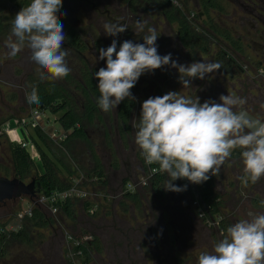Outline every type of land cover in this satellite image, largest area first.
<instances>
[{
    "label": "flooded vegetation",
    "instance_id": "1",
    "mask_svg": "<svg viewBox=\"0 0 264 264\" xmlns=\"http://www.w3.org/2000/svg\"><path fill=\"white\" fill-rule=\"evenodd\" d=\"M162 3H168L171 15H176L178 11L182 12L193 34L203 38V44L206 45L204 49H208L207 52L202 50L199 46L200 44H190L182 41L179 24L170 23L168 17L163 12V8L161 7ZM190 3L193 4L194 9L199 10V18L207 19L205 23L199 25L196 23L195 17H191L192 9ZM0 10H3V14L6 10H10L12 15L18 13V9L13 3L5 0L2 3L0 2ZM57 15L60 16V22L63 24V30L66 36L62 47L68 50V55L78 60L76 64H67L71 70L70 74L76 81L84 85L86 89L88 88L84 81L85 75L90 74L98 85L95 72L99 71L102 67H106V61L99 60V51L96 49L95 39L93 38L94 33L93 35L89 33L85 37L82 31L83 29H80L82 22L78 20H87L88 27L91 28L93 25H96V27L98 25L95 28L98 29L100 34L105 32L104 25L106 23L127 24V30L122 34H118L115 38V40L119 39L122 43L126 40H130L133 43H143V33L140 36L135 34V22L137 20L147 21L148 26L156 29L158 35L156 45L159 55L164 56L171 53L173 60L184 65H189L194 61L216 62L221 65L219 70L210 74L204 80L194 79L190 89H183L179 82L177 70L169 66L147 73L146 77L138 79L139 86L147 85V87L143 88V92H146L147 99L149 97L163 96L170 91H174L180 92L181 95L198 96L201 103L206 100H214L219 103V97L221 95L229 94L243 98L245 100V104L243 105L244 110L264 122L262 116L264 115V0H185V2L182 0H151V2L146 0H62V7ZM157 15L160 18L157 21H153L152 16ZM71 36L77 38L73 43L69 40L72 39L70 38ZM88 38L94 44L93 49L90 47ZM214 44L221 45L222 47L221 51L217 52V54L212 53ZM107 47L106 44L105 49ZM246 48H250L253 51L257 59L256 62L248 57ZM86 49L89 50L90 57L85 54L84 51ZM118 50L119 47L117 46ZM21 53L25 57V60L23 63L18 64L15 62V59H3L0 52V118L16 111L15 105H11L5 97L7 88L12 89V92L18 96L19 103H22L21 106H26V100L24 101L25 95L22 91L24 89L27 96L28 87L26 84L31 77L34 62L30 59V50L22 51ZM97 61H99L98 64H96ZM81 63L85 64L83 65ZM20 71H22L21 74ZM229 72L231 84L227 87L223 85L222 80H224ZM247 73H252L253 79L250 76L245 78ZM236 77L237 81L235 80V82L234 79ZM63 81L64 78L58 83H62ZM257 82H261L263 88L262 90H258V94L260 93L258 96H253L251 92L255 89L254 83ZM70 92L75 97L77 103L83 108V102L80 101L81 92L76 87L75 89H70ZM242 92L244 93L242 94ZM135 95L132 96L135 98L134 101H136L137 106L129 113L128 117L124 116L123 119L119 115L122 102L114 114L115 124L119 126L115 130L114 141L118 152L124 150V155L130 147L131 157L134 160L141 161L140 166L144 168L142 164L144 160H141L140 149L135 143L136 129L132 124L134 112L140 110L139 97L137 93ZM99 112L102 118H104L101 108ZM2 119L0 123L2 122L3 124L0 127V131L6 133L5 129L10 125V121L16 119L5 122ZM96 124H100V121H97ZM108 133L111 135L110 131ZM118 152L116 150V154ZM109 155H111V152L110 154L108 153ZM125 159L124 157V162ZM231 175L238 177L237 186L243 183L241 179L243 176V162L239 150L235 151L225 164L221 166L220 172L217 175L219 179L218 185L223 192L226 190V187L231 188V186L228 183L225 187L221 181H228ZM167 181L168 178L163 187L164 191H162L166 194L165 197L161 193L157 196L154 194V201L151 199L150 194L147 197L151 200L153 204L151 205L160 209L159 211L164 213V216L168 213L175 220V216L180 215L181 234L176 235L174 241L168 237L169 244H166L163 240L164 236L162 235L161 228L153 230L151 235L153 234L152 239L156 241V251L151 255L142 246L144 239L141 241L137 238L135 241H132L126 236L123 230H120V233L125 239L130 241L127 247L126 257L124 256L123 258L121 256L122 254L117 253L116 264H143L144 261L150 260V256L151 258L154 257L156 264H189L188 261L185 262L178 258V254L187 250L185 248L186 245L195 244L196 249L205 246L209 249L214 248L215 245L213 242L216 240L213 237H217L226 227L227 217L223 205L227 202L228 196H221L216 201V212L215 208L213 210L203 202L196 184H192L187 180H180L178 187L187 185V189L186 191L175 192L171 198L164 189ZM151 185L152 182H149L146 187L140 190H144ZM252 185V190L264 195V177ZM219 194L217 191V195ZM17 202L9 201L0 204V220L15 217L16 213L14 212L13 205ZM241 207L242 205L239 201L231 206L230 209L232 212L228 216L233 217L234 220L229 221L228 224H235L241 219L248 218V212L264 214V206H257L255 211H247V207L240 209ZM111 210L114 216L118 215L127 222L132 221L133 215L128 217L124 213L123 217L121 212H116L115 206H112ZM201 210L204 211L203 214H201ZM26 254V252L14 254L11 261H5L4 264L20 263L19 261ZM25 263L32 264V262ZM77 263L79 262L77 261ZM77 263L75 262V264ZM108 264L112 263L110 262Z\"/></svg>",
    "mask_w": 264,
    "mask_h": 264
},
{
    "label": "clouds",
    "instance_id": "2",
    "mask_svg": "<svg viewBox=\"0 0 264 264\" xmlns=\"http://www.w3.org/2000/svg\"><path fill=\"white\" fill-rule=\"evenodd\" d=\"M61 7L62 0H30L14 17L6 42L10 57L27 45L41 79H63L71 71L65 62L68 50L62 48L66 36L57 15ZM127 28L121 23L104 25L111 37ZM135 29L137 36L143 33V43L126 40L117 51L113 39L106 49H99V60L106 61V67L95 72L100 93L97 104L104 112L116 109L125 99L134 100L131 89L146 73L169 66L177 70L183 89H190L194 79L204 80L221 67L203 61L179 64L171 53L158 54L156 29L147 21L137 20ZM26 100L30 105L40 103L36 87ZM219 101L201 103L198 96L170 91L142 103L139 122H132L135 143L147 165H158L167 174L166 191H186L187 185L173 184L176 180L199 185L217 176L237 150L243 162L241 179L255 184L264 177V122L244 110L241 97L221 95ZM247 217L228 227L211 253L199 255L198 264H264V214L248 212Z\"/></svg>",
    "mask_w": 264,
    "mask_h": 264
},
{
    "label": "trees",
    "instance_id": "3",
    "mask_svg": "<svg viewBox=\"0 0 264 264\" xmlns=\"http://www.w3.org/2000/svg\"><path fill=\"white\" fill-rule=\"evenodd\" d=\"M5 1L13 3L17 7L18 12L22 7H25L30 3V0ZM146 1L151 2V0ZM161 7L170 23L179 24L181 39L184 43L200 44L199 46L202 50L206 52L208 51V49H204L206 45L203 44V38L199 35L193 34L191 27L182 12L178 11L176 15H171L168 3H162ZM15 16L16 14H14L13 17H6L3 15V10H0V34H4L7 30L12 28V26L8 25V21L14 19ZM70 38H72L69 39L71 43L77 40L75 36H71ZM21 73L22 71H20V74ZM84 81L88 89L76 81L69 73L62 83L35 79L31 76L28 82L29 85H26L28 87V93L31 92L33 87H36L40 97V103L38 105H30L26 100L27 108L30 110L40 109L43 111H49L53 115L61 113L58 123L62 132L66 135V139L61 142L53 139L52 141L67 155L69 154L68 151L70 145L73 142H83L88 148L86 152L90 164L88 170L85 172L79 167V165L74 163L73 171L68 173V177L66 176L65 178H62L58 173L56 162H54L39 147L36 140L31 137L42 155L41 162L44 172L38 176V181L41 183L40 192L42 194L49 195L55 190L62 191L68 189L71 185V180L82 174L85 176V185L89 184L101 192L107 191L111 194H118L117 191L120 186L123 184L125 185L130 181V178L127 176L121 181L116 189H109V180L105 167L101 159L97 156L87 133L88 126L95 125L97 121L102 120V116L99 112L100 107L97 104L100 93L96 82L90 74L85 75ZM75 87L81 92L80 101L83 102V108L77 103L75 97L70 92V89H75ZM136 106L137 103L134 100L125 99L122 101V108L119 113L120 117L123 119L124 116L128 117L129 113L135 109ZM22 110H24V108H22ZM12 118L14 117H10V119ZM34 130L37 136L45 132L41 128ZM142 164L144 170H146L147 167L145 161H142ZM11 165L15 177L22 181L28 180L32 176V172L35 168L31 153L19 144H12L11 146ZM152 167H158V165L154 164ZM1 173L0 170V175ZM167 178V174H158L151 181L152 185L150 187H147L144 190H139L135 193L122 195V197L119 198L117 205L122 207L124 211H130L132 213L133 217L131 222L124 221V219L118 215L114 216L111 209L101 213V215L98 211L90 216L87 213L90 205L88 202L81 203L80 201L67 200L63 204H60L61 213L59 218L49 216L46 211L39 207L34 208L31 217L26 216L23 220H19V227L17 230L6 231L4 229L7 228L6 225L0 226V259L5 257L6 245L13 240L21 244L33 243V253L26 254L27 256L25 255L22 260L19 261L20 263L17 264H27L25 262H32V264H75L64 258L66 253L65 232H67V229H70V226H64L65 220L72 222V231H75L80 227L79 230L82 234L74 235L73 238L75 240L82 241L85 237L89 238L87 241L80 243L78 247L74 248V252L77 254L76 260L79 262L77 263L76 261L77 264H95L93 256L101 255L104 251H108V249H110L111 255L115 256L118 249H120L119 239L122 235L120 230H123L126 236L132 241H135L137 238L141 241L144 239V241H142V246L147 249L146 251L149 254L153 255L156 251V241L152 239L153 234L151 235V233L153 230H157L161 228V226L163 227L161 222L164 220V213L159 211L160 209H157V207L155 208L152 206L153 204L147 195L156 194L157 196L161 193L163 194V197H165V194L162 191H164L163 187ZM216 178H218V176H211L206 182L196 185L203 202L213 210L215 208L217 212L216 201L220 196L217 195L216 186L219 183V179L216 180ZM232 183H229L230 186L233 185ZM78 207H81L83 210L81 215H77L76 208ZM175 217V220L173 217L174 228L176 229V234L178 236L182 232L181 217L180 215H176ZM39 229L49 230L50 233L49 235H46L38 232L37 239L35 233H37ZM162 235L164 236V242L169 244L167 234L163 232ZM114 261L116 263L117 255L114 258ZM146 262H148V260L144 261L143 264H146ZM153 262V264H156L154 257Z\"/></svg>",
    "mask_w": 264,
    "mask_h": 264
},
{
    "label": "rangeland",
    "instance_id": "4",
    "mask_svg": "<svg viewBox=\"0 0 264 264\" xmlns=\"http://www.w3.org/2000/svg\"><path fill=\"white\" fill-rule=\"evenodd\" d=\"M3 0H0V2L2 3ZM185 2V0H182ZM187 1V0H186ZM191 4V9H192V15L191 17H195L196 23L201 25L202 23H205L207 21V19L205 18H199V10L198 9H194L193 8V4ZM4 16H8V17H13V15L11 14L10 10H6L3 14ZM160 18V16H152V20L153 21H157ZM14 19H11L8 21V25L12 26V22ZM80 22H82V25L80 27V29H83L82 31L84 32V36L87 37L89 33H94L93 38L95 39V44H96V49L97 51H99V49L110 46L113 39H115L116 37H111L105 34V32L103 34H100L98 32V29H96L98 27H96V25H93L92 28L88 27V21L87 20H83L80 19L78 20ZM96 27V28H95ZM10 28V27H9ZM11 29L7 30L4 34H0V52L1 55L3 57V59H15V62H17L18 64L23 63V61L25 60V57L22 56L21 52L22 51H29L27 45H25L24 49L18 53L15 57H10L8 55V48L6 46V42L9 38V36L12 34L11 33ZM64 32V30H63ZM13 39H15L13 37ZM90 47L93 49L94 48V44L91 41L90 38H88ZM117 41V46L120 47V45L122 44V41H120L119 39L116 40ZM63 48V47H62ZM222 47L221 45H217L214 44L212 47V53L213 54H217V52L221 51ZM95 51V50H93ZM86 55H88V57H90L89 55V50L86 49V51H84ZM246 54L248 55V57L251 58L252 61L256 62L257 59L255 58V54L253 53V51L250 48H246ZM65 62L66 64H76L78 62L77 59H74L72 56L67 55L65 58ZM99 61L96 62V64H98ZM81 64H85V63H81ZM37 66L33 63L32 65V74L31 76L35 79H41L40 73L37 72L36 70ZM30 73V71H29ZM147 76V73L142 75L140 78H144ZM251 79H253V75L252 73H247L245 78L249 77ZM244 78V77H243ZM48 80V79H43ZM62 79H57L54 80L55 82H61ZM237 81V77L236 79H234V81ZM52 81V80H49ZM223 85L229 87L231 84L230 81V72L226 75V77L224 78V80H222ZM235 81V82H236ZM26 85H29V83H27ZM255 85V89L252 90L251 94L253 96H258V90H262L263 85L261 82H257L254 83ZM147 87V85H141L139 86V81H137L136 85L131 89V93L132 95H135L136 93L138 94V102L140 103V110H136L134 112V119L136 120V122H139V116L141 113V108H142V103L147 100L146 98V92H143V88ZM137 92H136V91ZM23 94L25 95V99L26 100V91L23 89ZM244 92H242L243 94ZM6 99L10 102L11 105H15L16 107V111L12 114H6L5 116H3L2 118H0L4 121L6 120H11L10 117H14L12 119H16V120H20L24 117H27L30 114V109H27V107L21 106L22 103H19V99L18 96L16 94H14L12 92V89H6ZM136 96V95H135ZM119 106V105H118ZM118 106L116 109L110 110L108 112H104L103 111V117L102 120L100 121V124H95V125H91L87 127V133L90 137V141L91 144L97 154V156L101 159L106 173H107V177L109 180V189H116L121 181L130 175H136V176H140L143 172V168L140 166L141 161L138 160H134L131 157V149L130 147L127 149L126 154L124 155V150L123 151H119L116 147L115 141H114V137H115V130L116 127H119L115 124V112H117ZM22 108H24V110H22ZM22 110V111H21ZM61 113L57 114V115H53L50 112H46L43 120L45 123V132H43L41 135L36 134L35 130L32 129L31 127H29L28 129H26L24 126L21 125H17L16 123L12 122L11 128H16V130L18 131V133L20 134L22 140H24L23 142L29 143L30 144V151H33L32 149H36L35 154L33 153V155L31 154V158L34 160V164H35V168L32 172V176L26 180V183H30L33 179H38V176H40L41 174H43L44 170H43V165L41 162V152L39 151V148L37 147V145L35 144V142L32 141L33 137L36 142L38 143L39 147L57 164V168H58V173L60 175V177L65 178L67 175H69L68 173L71 171H73V164H77L79 165V167L81 169H83L85 172L86 170H88L90 164L88 162V156L86 155V152L88 150L87 145L83 142H73L70 145V149H69V154L67 155L64 151H62V149L56 145L52 139H53V135L54 134H58V135H63V132L59 126L58 123V119L60 118ZM264 118V115H262ZM57 121V122H56ZM3 123H0V127ZM110 128V129H109ZM8 129V128H7ZM1 130V129H0ZM111 132L110 133L108 132ZM104 135V137H103ZM14 139L15 137H11L9 136L7 133H2L0 131V170H1V175L3 176H7L8 178H14V171H13V167L11 165V146L14 143ZM55 141L61 142L59 139H56ZM18 143V142H17ZM20 145V144H19ZM103 145V147H102ZM116 150L118 152V154H116ZM111 155L108 156V153ZM140 156L141 153H140ZM124 157L125 162H124ZM144 160L143 156L142 159ZM127 164V165H126ZM231 169V167H230ZM83 171V172H84ZM84 172V173H85ZM68 177V176H67ZM71 178V177H70ZM129 178V177H128ZM131 179V177H130ZM218 178H216L217 180ZM238 177L237 176H233L231 175V177L229 178L228 181H221L223 182V185L226 187V185L228 183H232L233 185L231 186V188L226 187V190L223 192L221 190V187L219 185L216 186V190L218 191V193H220V197L221 196H228L227 198V202L224 203V210H225V215L227 217V223H226V227L224 228V230L222 231V233H219V235H217V237H213V239H215L216 241L213 242L214 245L216 243H218L224 235H226L227 232V228L230 227L231 225H233V223H229V221H233V217H229L228 215L231 214V206H233L237 201H239L242 205V207L240 209H243V207H247V211H255V209L257 208V206H264L262 205V202H264V195H262L261 193H256L254 190H252V183L249 181L247 183H245L244 181H242L243 183L239 186L238 183ZM180 183V180H176L173 182V184L175 186L178 187V184ZM237 186V187H236ZM92 190H94L95 188L93 186H89ZM166 187V186H165ZM96 191H99L96 189ZM103 192V191H102ZM106 194H111L107 191H104L103 193ZM175 192H170L167 191V195H169L171 198L173 197ZM151 199L154 200V195L150 194ZM166 195V194H165ZM118 197L116 198L115 201L109 200L108 198H103L101 201V207L99 208V214L101 215V213L105 212V211H109L111 209L112 206H115V210L116 212H121L123 214L124 217V213L126 216L131 217L132 213L130 211H124L122 207L117 205V201H119ZM100 201V202H101ZM106 204H108V206H106ZM250 204H252V206H250ZM14 208V212L16 213V216L14 218H10V219H1L0 220V226L6 225L7 228H4L6 231H11L12 229L17 230L19 227V219H18V214L20 212H24V210H26L28 208V202L25 198L18 200L17 203H15L13 205ZM76 212L77 215H81L83 210L81 207L76 208ZM14 213V214H15ZM49 215V213H48ZM237 215V214H236ZM50 216V215H49ZM60 217V216H59ZM58 217V218H59ZM244 218V217H243ZM245 219V218H244ZM65 227L66 226H70V229H67V232L72 235L74 237V235H79L82 234L80 233V227H78L79 229H76L75 231L71 230V225L72 222L69 220H65ZM62 223V222H61ZM161 224H163V227L161 226V230L167 234L168 237H170L171 240L174 241V237L177 235L176 234V229L174 228V221H173V217H171L168 213L165 214L164 216V220L163 222H161ZM66 229V228H65ZM38 232L41 234H46L49 235L50 231L48 230H44V229H39L37 231V233H35V237H37L38 239ZM74 233V234H73ZM157 236V234H156ZM130 241V240H129ZM129 241H127L125 239V237L123 235H121V238L119 239V246L121 249H118V252L121 256L126 257V253H127V247L129 244ZM32 247H33V243H27V244H21L19 242L16 241H10L7 245H6V255L4 258L0 259V264H4L5 261L9 262L11 261V259L14 257V254H18V253H22V252H26L27 254L29 253H33L32 252ZM191 247V248H190ZM66 248V247H65ZM187 250L178 254V258L180 260H184L185 262L188 261L189 264H198V257L201 253H211L213 251L214 248L209 249L207 246L200 248V249H196V245L195 244H189L186 245L185 247ZM193 249V250H192ZM65 255L64 258L66 260L71 261L67 256V249L65 250ZM147 252V251H146ZM117 255V254H116ZM116 255H111L110 253V249H108V251H104V253H102L101 255H94V263L95 264H108V263H112V264H116L114 261V258L116 257ZM149 264H153V258H151L150 256V260H148Z\"/></svg>",
    "mask_w": 264,
    "mask_h": 264
},
{
    "label": "built area",
    "instance_id": "5",
    "mask_svg": "<svg viewBox=\"0 0 264 264\" xmlns=\"http://www.w3.org/2000/svg\"><path fill=\"white\" fill-rule=\"evenodd\" d=\"M46 112L49 111H43L40 109L32 110L31 113L22 119L19 120V125L24 126L26 129L31 127L32 129L41 128L45 130V123L43 120V117ZM57 122V121H56ZM59 139L60 141H64L66 139V135L63 133V135L54 134L53 140ZM17 144L22 145L24 148H26L32 155L33 151H30V144L26 142H18ZM33 150V149H32ZM146 164V163H145ZM147 169L144 170L140 176H137L135 178H131L128 183L125 185H121L118 189V194H106L101 191H96V189L92 190L88 185H85V176L82 174L79 177H75L71 180V185L68 189L65 190H55L49 195L42 194L41 192L38 194L37 199H35V202L32 203L31 201L27 200L28 202V208L24 210V212H20L18 214V219L23 220L26 216L31 217L32 212L34 208H41L47 213H49L52 217H59L61 213V206L60 204H63L67 200L71 201H80L82 202H88L89 208L87 210V213L92 216L95 213L98 212L100 205L102 203L103 198H108L109 200L115 201L116 198L122 197V195L128 194V193H135L138 192L141 188L146 187L149 182L153 180V178L158 174H166L162 173L158 170V167H152L146 164ZM101 201V202H100ZM108 206V204H106ZM201 214H203L204 211H200ZM209 221H211L209 219ZM15 230V229H12ZM89 238L85 237L82 239V241H77L73 238L72 235H70L68 232H65V240H66V249H67V256L68 258L75 263L77 254L74 252V248L78 247L80 243L87 241Z\"/></svg>",
    "mask_w": 264,
    "mask_h": 264
},
{
    "label": "water",
    "instance_id": "6",
    "mask_svg": "<svg viewBox=\"0 0 264 264\" xmlns=\"http://www.w3.org/2000/svg\"><path fill=\"white\" fill-rule=\"evenodd\" d=\"M252 117L259 120L254 116ZM15 123L19 125V120L15 121ZM14 145L17 144L15 143ZM35 152L36 149L34 148L33 153L35 154ZM128 177L130 178V174ZM40 190L41 183L38 179H33L30 183H26L16 177L8 178L0 175V204H4L9 201H18L23 198L34 203L40 193Z\"/></svg>",
    "mask_w": 264,
    "mask_h": 264
},
{
    "label": "crops",
    "instance_id": "7",
    "mask_svg": "<svg viewBox=\"0 0 264 264\" xmlns=\"http://www.w3.org/2000/svg\"><path fill=\"white\" fill-rule=\"evenodd\" d=\"M12 120V119H11ZM15 121L16 120H12V121H10V125L8 126V129L6 128L5 129V132L9 135V136H13V137H15V139H14V143H17V142H20V141H24V140H22V138H21V136H20V134L18 133V131L16 130V128H11V125H12V122H14L15 123ZM130 177L131 178H135V177H137L136 175H130Z\"/></svg>",
    "mask_w": 264,
    "mask_h": 264
}]
</instances>
